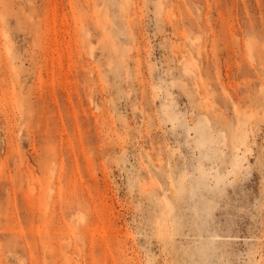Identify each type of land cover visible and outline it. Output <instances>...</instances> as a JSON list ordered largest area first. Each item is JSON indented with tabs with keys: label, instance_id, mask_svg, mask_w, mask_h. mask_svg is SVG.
<instances>
[{
	"label": "rangeland",
	"instance_id": "obj_1",
	"mask_svg": "<svg viewBox=\"0 0 264 264\" xmlns=\"http://www.w3.org/2000/svg\"><path fill=\"white\" fill-rule=\"evenodd\" d=\"M0 264H264V0H0Z\"/></svg>",
	"mask_w": 264,
	"mask_h": 264
},
{
	"label": "bare ground",
	"instance_id": "obj_2",
	"mask_svg": "<svg viewBox=\"0 0 264 264\" xmlns=\"http://www.w3.org/2000/svg\"><path fill=\"white\" fill-rule=\"evenodd\" d=\"M34 9V8H33ZM36 9H38V8H36ZM35 10V9H34ZM40 14V13H39ZM33 18V17H32ZM253 111V110H252ZM251 116H253V115H251Z\"/></svg>",
	"mask_w": 264,
	"mask_h": 264
}]
</instances>
